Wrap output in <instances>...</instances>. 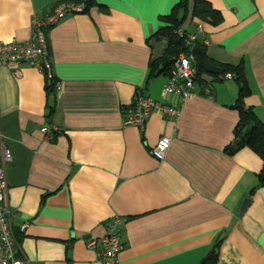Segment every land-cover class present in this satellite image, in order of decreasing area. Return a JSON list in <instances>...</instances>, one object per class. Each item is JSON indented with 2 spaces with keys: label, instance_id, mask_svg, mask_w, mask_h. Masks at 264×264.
I'll return each mask as SVG.
<instances>
[{
  "label": "crops",
  "instance_id": "obj_1",
  "mask_svg": "<svg viewBox=\"0 0 264 264\" xmlns=\"http://www.w3.org/2000/svg\"><path fill=\"white\" fill-rule=\"evenodd\" d=\"M61 1L0 0V43L27 41L32 17ZM206 1L221 21L187 19L182 29L203 24L209 61L243 60L245 105L264 124V0ZM177 2L96 0L48 30L54 99L38 70L20 64L15 78L0 64V159L6 147L7 200L28 264H102L86 241L102 237L114 216L125 219L119 264H199L222 234L216 264H264V187L249 199L262 161L247 148L225 153L238 122L233 80L203 75L207 91L196 84L177 121L153 113L143 129L124 124L137 89L179 103L162 97L167 77L147 83L150 60L166 47L151 38ZM163 135L170 146L157 161L151 149Z\"/></svg>",
  "mask_w": 264,
  "mask_h": 264
},
{
  "label": "built area",
  "instance_id": "obj_2",
  "mask_svg": "<svg viewBox=\"0 0 264 264\" xmlns=\"http://www.w3.org/2000/svg\"><path fill=\"white\" fill-rule=\"evenodd\" d=\"M85 5L77 1H61L53 10L44 17L33 16L31 19L30 38L18 43H0V64L13 68L12 76L18 78L21 74L20 64L38 70L44 78L52 79V64L49 57L47 32L57 23L66 17L83 14ZM193 33H186L180 28L176 31L179 38H184L185 45L190 48L198 44L201 38L203 47L208 44L203 37V24L197 22ZM197 66L190 53L179 54L172 60V67L167 76L166 83L162 89V97H175L179 103L170 105L165 102H157L143 93L134 95L128 115L124 120L125 125L138 126L143 129L145 121L151 114L157 113L165 116L171 121H177L182 103L196 95ZM225 80H231L232 75L226 74ZM56 89H58L56 85ZM55 131V130H53ZM42 133H49V129H41ZM170 146V139L161 136L151 149L152 157L162 161ZM12 161L11 152L2 148L0 159V264H28L19 257V247L14 240L12 226V212L7 200V180L5 175L6 166ZM125 219L114 216L105 225V233L100 238H88L86 247L89 250L99 249L100 261L102 264H119L118 254L123 248L122 227ZM29 223H24L20 230L24 232Z\"/></svg>",
  "mask_w": 264,
  "mask_h": 264
},
{
  "label": "trees",
  "instance_id": "obj_3",
  "mask_svg": "<svg viewBox=\"0 0 264 264\" xmlns=\"http://www.w3.org/2000/svg\"><path fill=\"white\" fill-rule=\"evenodd\" d=\"M83 2L85 11L96 6V0H76ZM187 19L199 20L209 25H216L221 21V15L218 11L214 10L209 2L206 0H178L177 4L173 7L169 15L161 17L164 24L158 29L151 39L156 41L164 40L166 47L163 54L156 59L149 62V74L147 76V83L159 76L167 77L172 67V60L179 54H189V47L185 45L184 38H179L176 31L182 28ZM186 33H190L185 30ZM199 43V42H197ZM218 72L214 75L205 73L202 69L197 67L196 84L201 88V92L205 93L208 89L206 81L202 78L207 75L211 78L210 83L222 82L226 74H231L233 82L236 84L238 92L237 98L233 105L232 110L238 114V122L233 130V142L225 148V153L229 156L234 155L242 149H249L256 154L262 161V168L257 176V185L249 192V199L260 188L264 187V124L257 118L252 108L245 105V99L251 95L246 71L243 60L239 61L236 65L222 64L210 61ZM57 81L45 78V92L47 97L55 98ZM143 93V90H136L135 94ZM134 94V95H135ZM130 107L125 110H129ZM124 110V109H123ZM54 112V107L49 109V116ZM57 132L52 131L53 136ZM14 240L19 247L21 242L20 234H14ZM221 241H216L208 250L206 256L199 262V264H216L219 256ZM20 257V253H17Z\"/></svg>",
  "mask_w": 264,
  "mask_h": 264
},
{
  "label": "water",
  "instance_id": "obj_4",
  "mask_svg": "<svg viewBox=\"0 0 264 264\" xmlns=\"http://www.w3.org/2000/svg\"><path fill=\"white\" fill-rule=\"evenodd\" d=\"M190 56L192 57L195 65L202 69L205 73L210 74V75H214L218 72L217 67H215L206 57V50L205 47L199 45V44H194L191 48H190ZM250 203L249 199H245L242 203L241 206V211H244L248 205ZM224 238V235L222 234L218 241H221Z\"/></svg>",
  "mask_w": 264,
  "mask_h": 264
},
{
  "label": "rangeland",
  "instance_id": "obj_5",
  "mask_svg": "<svg viewBox=\"0 0 264 264\" xmlns=\"http://www.w3.org/2000/svg\"><path fill=\"white\" fill-rule=\"evenodd\" d=\"M164 44H162V46H163Z\"/></svg>",
  "mask_w": 264,
  "mask_h": 264
}]
</instances>
